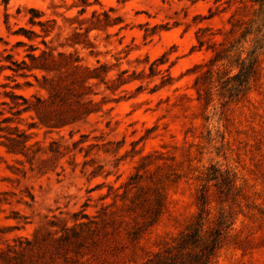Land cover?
<instances>
[{
    "label": "rangeland",
    "instance_id": "rangeland-1",
    "mask_svg": "<svg viewBox=\"0 0 264 264\" xmlns=\"http://www.w3.org/2000/svg\"><path fill=\"white\" fill-rule=\"evenodd\" d=\"M32 16L108 71L95 113L51 131L23 114L26 155L0 146V264H264V0H0V53L22 57ZM205 27L226 56L206 105ZM24 81L15 93L45 95Z\"/></svg>",
    "mask_w": 264,
    "mask_h": 264
},
{
    "label": "trees",
    "instance_id": "trees-1",
    "mask_svg": "<svg viewBox=\"0 0 264 264\" xmlns=\"http://www.w3.org/2000/svg\"><path fill=\"white\" fill-rule=\"evenodd\" d=\"M249 1L252 3L261 2V0ZM29 12L32 15H38V17L41 15L33 9H30ZM34 17H30L28 23L32 27H39V33L21 28L13 34L20 35L27 40V43L17 41L14 45V47L25 48L22 57L16 59L13 54L6 52V50L0 53V62L4 61L5 63L0 64V76L3 72L10 73L4 75V82L0 83V146L4 147L7 154L25 156L28 150L26 143L35 136L34 133H27L26 130L18 128V124L25 123L26 119L21 117L23 114H28L27 118L32 121L25 123L27 129L41 127L51 131L69 126L97 111L99 102L90 98V95H93L92 88L102 83L106 84L104 81V75L108 71L106 65L100 64L98 61L93 67L82 64L76 50V47L81 45L76 40L81 36L80 34L73 31L64 40V43L54 45L53 42L58 38V34L45 41V38L54 29V26H45L50 25L51 21L35 22ZM95 27H86L83 34L86 35L89 31L96 29ZM209 31L210 28L208 27L199 28L195 34L197 48L200 49L203 46L213 48L212 57L207 62L194 67L195 70L200 71L193 84L196 101L202 102L204 105L207 104L206 83L212 77L211 67L214 64H222L226 59L223 43H219L218 47L214 48L211 38L213 34L206 35ZM37 38L40 39L38 44H32ZM65 47L71 48L72 51H66ZM162 59H157L150 65V77L159 73H154V68L164 64ZM255 64L256 61H254ZM254 65L250 68L251 74L256 72ZM216 74L218 73L216 72ZM167 76L168 74H166ZM235 76L237 75L233 77ZM28 77L34 80L36 87L44 91L45 95H39L38 92H35L26 97L15 93V90L34 87L28 81L16 82V78L26 79ZM164 78L165 76L161 77L160 84L155 87L156 90L168 83L164 81ZM6 81L12 82L13 85L10 86ZM109 82L112 83L113 81Z\"/></svg>",
    "mask_w": 264,
    "mask_h": 264
}]
</instances>
